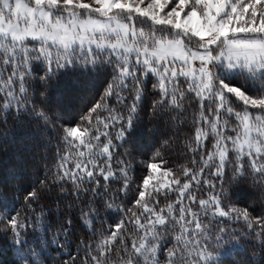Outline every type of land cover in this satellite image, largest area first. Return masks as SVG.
<instances>
[{
	"label": "snow or ice",
	"instance_id": "obj_1",
	"mask_svg": "<svg viewBox=\"0 0 264 264\" xmlns=\"http://www.w3.org/2000/svg\"><path fill=\"white\" fill-rule=\"evenodd\" d=\"M78 66L112 76L101 101L63 128L66 149L53 177L69 183L77 198L81 185H89L83 191L93 200L81 210L85 228L104 219L101 209L113 210L97 177L107 183L122 176L121 191L128 189L125 161L118 158L113 170L116 145L109 130L119 125L115 139L124 140L149 74L159 95L154 109L186 110V99H196L195 147H189L196 155L182 169L183 183L176 170L162 167L164 161L149 163L133 207L117 209L124 218L103 232L93 230L96 242L80 241L60 264H225L222 257L239 247V233L219 225L232 219H242L264 249V212L229 207L223 184L205 178L223 181L231 164V182L251 180L264 194V0H0V111L25 107L34 73L42 72L37 79L46 84L61 69ZM237 77L246 83H233ZM125 93H134L131 103ZM109 98L121 107H109ZM206 141L211 147L202 153ZM202 183L211 189L207 199L191 191ZM172 191L175 201L161 206L159 196ZM44 194L28 190L21 214L0 188V234L10 233L19 246L20 264H35L37 249L47 264L38 233L50 230V213L35 207ZM209 215L224 219L213 223ZM71 224L66 219L60 226L65 237ZM29 230L35 247L29 246ZM60 232L45 240L63 251L67 239L61 243ZM251 264H264V255L259 261L253 256Z\"/></svg>",
	"mask_w": 264,
	"mask_h": 264
},
{
	"label": "trees",
	"instance_id": "obj_2",
	"mask_svg": "<svg viewBox=\"0 0 264 264\" xmlns=\"http://www.w3.org/2000/svg\"><path fill=\"white\" fill-rule=\"evenodd\" d=\"M42 74V72L34 73L30 78L32 83L23 109L11 112L0 111V188L3 189V196L7 197V201L21 214L24 213L27 203L24 199L26 192L31 189L44 191L45 194L35 207L38 212L42 208L45 213H50L45 221L49 224L50 230L46 234L41 228L38 234L40 241L43 242L47 264H60L61 257H66L69 253L75 254L80 241L96 242V238L92 235L93 230L97 233L103 232L111 224L124 218V213L118 212L117 209L133 207L138 188L143 178L149 175L147 168L149 163L164 161L162 167L176 170L183 183L185 178L182 176V169L191 167V160L196 155L189 151V147H195L194 134L197 125L194 118L198 112V103L193 98L186 99L184 105L186 110H173L167 105L154 109L153 101L159 99V95L157 90L152 88L155 77L149 74L145 81L142 100L134 115L133 127L126 132L124 140L115 139L119 125L109 130L113 144L116 145L112 159L113 170L118 171V158L125 161L128 167V189L121 191L124 179L122 176H118L116 181L110 180L107 183L97 177L101 179L98 191L103 193L105 188L108 189L104 200L111 198L113 210L109 212L101 209L100 216L104 219H98L94 228H85L81 223V210L87 211L89 202L93 200L92 192L83 191L89 185L87 182L81 185V194L77 198L72 195L73 187L69 183L56 182L53 177L57 171V161L66 149L62 139L63 128L79 123L81 117L87 114L95 103L101 101L112 76L103 69L97 72L78 66L61 69L55 78L44 84L37 79V76ZM233 83L243 85L246 81L237 77ZM125 95L131 103L134 93H125ZM230 99L233 101V106L240 110V102L236 101L235 97ZM2 102L3 96L0 94V104ZM108 105L121 107L116 103L115 98H109ZM40 113H44L46 118ZM5 116H7L6 123L3 122ZM101 140L104 141V137H101ZM210 147L211 144L206 141L202 153H206ZM157 152L159 156H156ZM197 160H199L198 155ZM231 168L232 165L229 164L225 169L226 175L223 181H217L212 176L205 178L223 184L228 196L225 203L229 207L248 208L249 211L255 209L253 215L264 212V194L261 189L255 187L251 180L240 179L239 182H231ZM205 171L207 173L209 170ZM62 188L65 190L62 191ZM191 191L198 199H207L211 189L202 183L199 188L193 185ZM176 198L175 191L159 196L161 206L174 202ZM95 199L100 201L99 196ZM192 207L196 209L198 205ZM66 219L72 221L68 228L70 235L67 237L60 232V226ZM223 219L211 215L208 217V221L213 223ZM219 226H226L230 232L239 233L237 237L239 247H233L228 256L222 257L225 264H251L253 256L259 261L260 256L264 255V249L258 246L259 240L248 235L246 224L242 219L228 220L226 224ZM58 232L61 243L67 239L63 251L57 250L55 244L47 242L57 239ZM27 240L29 246L35 247L32 230H29ZM18 247L12 242L10 233L0 234V264H20ZM209 251H212L213 255L216 254L215 248H210ZM37 253L34 258L35 264H44L38 249Z\"/></svg>",
	"mask_w": 264,
	"mask_h": 264
},
{
	"label": "rangeland",
	"instance_id": "obj_3",
	"mask_svg": "<svg viewBox=\"0 0 264 264\" xmlns=\"http://www.w3.org/2000/svg\"><path fill=\"white\" fill-rule=\"evenodd\" d=\"M85 2H88V0H85ZM197 64H198V62H197ZM253 111H255V110H253Z\"/></svg>",
	"mask_w": 264,
	"mask_h": 264
}]
</instances>
